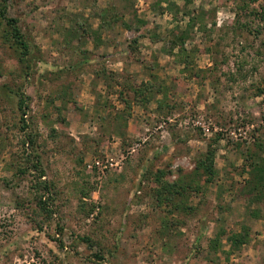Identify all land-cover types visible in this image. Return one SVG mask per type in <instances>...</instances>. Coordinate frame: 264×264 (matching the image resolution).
Masks as SVG:
<instances>
[{
    "label": "rangeland",
    "instance_id": "rangeland-1",
    "mask_svg": "<svg viewBox=\"0 0 264 264\" xmlns=\"http://www.w3.org/2000/svg\"><path fill=\"white\" fill-rule=\"evenodd\" d=\"M263 9L9 0L31 54L0 30V264H264Z\"/></svg>",
    "mask_w": 264,
    "mask_h": 264
},
{
    "label": "trees",
    "instance_id": "trees-1",
    "mask_svg": "<svg viewBox=\"0 0 264 264\" xmlns=\"http://www.w3.org/2000/svg\"><path fill=\"white\" fill-rule=\"evenodd\" d=\"M250 3H255L257 0H248ZM9 0H0V30L2 31V39L6 42L11 44L13 47H15L16 51L20 55V61H24L30 54H31V45L29 44L28 41L25 40L22 32L19 29V26L17 24V20L13 18H9L6 14L7 12V5H8ZM261 14L259 15H264V9L261 10ZM257 14V13H255ZM258 15V14H257ZM182 48V46H178ZM181 52L184 53L185 59L184 61L187 62V54L185 50L182 48ZM190 58V56H189ZM240 71V69H239ZM241 72V71H240ZM103 79H107V73L104 72L103 74ZM147 89V84L144 85ZM161 88V87H160ZM148 90V89H147ZM161 90V89H160ZM158 90L157 93H160ZM144 89H141L140 87L135 89L134 94L139 98V97H144L145 94ZM147 93V92H146ZM152 93V92H151ZM143 102L145 101V98H143ZM21 105H23V101H19ZM24 128V127H23ZM28 143H31V145L34 144V139H32L31 136H28ZM196 171H201L204 173L206 177V182H210V180L213 179L216 171L214 170V165H213V154L211 152H208L206 155V158L203 160H200L199 163L196 165L195 168ZM20 173H24V171L20 170ZM45 182H41V185H44ZM41 202V200H40ZM42 203V209L45 210V203ZM87 239L85 240V242ZM230 241L235 247H240L242 246L246 241H247V234L243 237L234 235Z\"/></svg>",
    "mask_w": 264,
    "mask_h": 264
}]
</instances>
